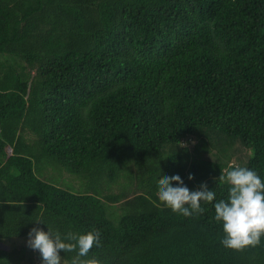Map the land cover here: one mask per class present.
<instances>
[{"label": "trees", "instance_id": "1", "mask_svg": "<svg viewBox=\"0 0 264 264\" xmlns=\"http://www.w3.org/2000/svg\"><path fill=\"white\" fill-rule=\"evenodd\" d=\"M235 165L264 177V0H0V264H41L34 225L98 230L99 264H264L157 196Z\"/></svg>", "mask_w": 264, "mask_h": 264}, {"label": "clouds", "instance_id": "2", "mask_svg": "<svg viewBox=\"0 0 264 264\" xmlns=\"http://www.w3.org/2000/svg\"><path fill=\"white\" fill-rule=\"evenodd\" d=\"M193 175L190 172L188 178L192 179ZM218 179L228 185L226 195L218 199H214L216 192L207 182L202 181L199 187L190 190L179 173L162 175L156 186L157 196L173 211L185 216L203 212L202 201L212 202L214 219L222 226L221 243L225 247L259 243L264 235V177L252 167L235 165L221 170ZM26 243L39 251L41 264H62L60 250L73 249L76 254L70 264H99L94 256H88L93 244L100 243L98 230L61 233L49 225L47 229L34 225L29 229Z\"/></svg>", "mask_w": 264, "mask_h": 264}, {"label": "rangeland", "instance_id": "3", "mask_svg": "<svg viewBox=\"0 0 264 264\" xmlns=\"http://www.w3.org/2000/svg\"><path fill=\"white\" fill-rule=\"evenodd\" d=\"M207 156H209L211 158H216V155L215 154H209ZM239 158H242V155L240 153L237 154L236 155V158H234L233 160L234 161L240 160ZM56 168L57 169H55V170H59L60 171V173H58L57 176L60 175V177H62V178L65 177V178L69 179L73 183V185H75V186H78L79 185L80 181L78 179H76L71 173H69L67 171H64L60 165L57 166ZM25 245H26V243H25Z\"/></svg>", "mask_w": 264, "mask_h": 264}]
</instances>
